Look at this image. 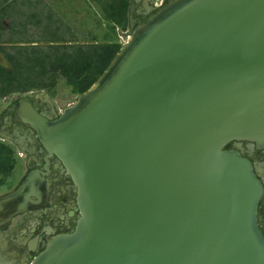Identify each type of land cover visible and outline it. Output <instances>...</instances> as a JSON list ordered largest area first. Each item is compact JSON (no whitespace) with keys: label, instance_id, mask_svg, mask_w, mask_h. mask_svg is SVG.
<instances>
[{"label":"water","instance_id":"95a60500","mask_svg":"<svg viewBox=\"0 0 264 264\" xmlns=\"http://www.w3.org/2000/svg\"><path fill=\"white\" fill-rule=\"evenodd\" d=\"M27 113L81 213L27 264H264V184L228 148L264 147V0H172L60 118ZM31 181L0 196L4 225Z\"/></svg>","mask_w":264,"mask_h":264},{"label":"flooded vegetation","instance_id":"af4514ba","mask_svg":"<svg viewBox=\"0 0 264 264\" xmlns=\"http://www.w3.org/2000/svg\"><path fill=\"white\" fill-rule=\"evenodd\" d=\"M25 1L0 0V56L8 63L6 66L0 62V67L4 69L11 68L8 56L17 53L16 47L49 44L43 41L48 27V22L43 21V13L47 14L49 21L51 20V30L59 29L68 40L63 44H77L73 43L75 38L68 37L67 32L59 26L63 21L57 16L55 18L52 4L47 2L38 10V5H35L38 0H30L28 6ZM87 1L91 5L100 7L94 0ZM171 1L129 0L127 28L134 31L137 26L147 22ZM39 2L42 4V0ZM44 7L50 11L46 12ZM32 8L35 11H30ZM33 12L37 13L34 18L30 15ZM93 40L98 39L93 37L91 42L82 44L115 42ZM53 88H34L0 96V148L7 151L8 155H13L14 168H17L13 169L2 183L0 182V196L14 191L29 176L32 179L31 198L35 201L33 204L35 209L12 213L9 218L7 216L9 204L6 203V224L0 222L4 227H0V264L29 263L46 247L54 235L73 232L81 214L74 179L68 173L63 161L46 148L37 128L25 121L29 118L28 109L49 121L60 118L67 107L60 110L52 96ZM228 148L239 150L243 156L251 160L257 176L264 184V147L259 148L249 141H236L230 143ZM20 169L21 173L15 175ZM24 207L22 203L20 208ZM258 216L264 232V197L259 203Z\"/></svg>","mask_w":264,"mask_h":264},{"label":"trees","instance_id":"16d2710c","mask_svg":"<svg viewBox=\"0 0 264 264\" xmlns=\"http://www.w3.org/2000/svg\"><path fill=\"white\" fill-rule=\"evenodd\" d=\"M128 1L94 0L102 8L105 19L112 22L113 27L122 29L127 28ZM30 15L34 18L37 13ZM49 22L46 38H43L49 44L16 47L17 53L8 56L11 68L0 67V96L34 88L51 89L61 77L73 87L74 92L81 94L97 82L122 47L119 42L63 44L68 40L59 29L51 30L52 23ZM14 166L13 155L0 148L1 183Z\"/></svg>","mask_w":264,"mask_h":264},{"label":"rangeland","instance_id":"374dc122","mask_svg":"<svg viewBox=\"0 0 264 264\" xmlns=\"http://www.w3.org/2000/svg\"><path fill=\"white\" fill-rule=\"evenodd\" d=\"M28 1V2H27ZM30 0H26L25 4L28 6ZM38 0L35 5L39 8H43V4L49 2L53 5V13L60 20L63 21L62 28L67 32L68 37H73V43L82 44L91 42L93 37H96L101 41H115L122 45L128 40L129 35L133 32V29H121L113 27L112 22H108L103 18V13L100 7L91 5L87 0H42V4ZM40 6V7H39ZM45 11H50L44 7ZM27 13H29L28 9ZM30 11H35L32 8ZM41 15V13H40ZM46 13H43V21L49 22V17H46ZM53 21H55L53 19ZM0 62L2 65L7 66V61L0 56ZM78 93L73 92L72 86L67 83L64 78H60L57 85L52 89V96L54 101L63 110L65 107L73 104L78 97ZM17 169V168H14ZM19 169V168H18ZM21 173L17 170L15 175ZM18 176V175H17ZM0 178H2L0 176ZM1 190V188H0Z\"/></svg>","mask_w":264,"mask_h":264}]
</instances>
